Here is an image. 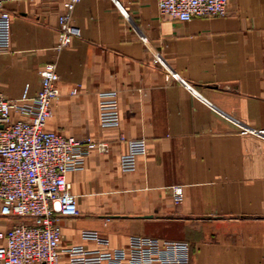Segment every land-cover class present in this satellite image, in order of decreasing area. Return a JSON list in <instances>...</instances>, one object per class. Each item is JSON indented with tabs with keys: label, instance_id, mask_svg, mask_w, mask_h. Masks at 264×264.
<instances>
[{
	"label": "crops",
	"instance_id": "crops-1",
	"mask_svg": "<svg viewBox=\"0 0 264 264\" xmlns=\"http://www.w3.org/2000/svg\"><path fill=\"white\" fill-rule=\"evenodd\" d=\"M63 1L0 9L10 32L0 92L20 101L27 87L32 99L55 63L47 129L107 145L67 175L80 215L60 221L59 264L108 258L131 236L186 242L190 264H264V0H229L224 15L186 23L161 16L156 0H81L80 37L58 51ZM110 91L119 120L102 124ZM127 153L134 172L119 168ZM16 222L0 217V231Z\"/></svg>",
	"mask_w": 264,
	"mask_h": 264
},
{
	"label": "built area",
	"instance_id": "built-area-1",
	"mask_svg": "<svg viewBox=\"0 0 264 264\" xmlns=\"http://www.w3.org/2000/svg\"><path fill=\"white\" fill-rule=\"evenodd\" d=\"M228 1L156 0L161 16L183 23L224 15ZM80 2L63 1L58 51L80 37V29L73 23ZM9 45V29L0 26V48ZM39 76L40 89L32 99L27 97V87L20 101L9 100L0 92V217L17 220L5 232L0 231V264H59L60 221L80 215L67 175L83 170L93 152H107L105 143L47 129L52 102L59 96L56 64L43 66ZM14 114L19 117L15 119ZM98 116L102 124L118 122L115 92L100 94ZM118 164L122 172H134L135 155L122 154ZM171 197L180 204L182 188L173 187ZM79 264H190V248L186 242L131 236L127 246L113 250L110 257L86 254Z\"/></svg>",
	"mask_w": 264,
	"mask_h": 264
}]
</instances>
